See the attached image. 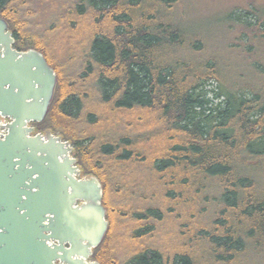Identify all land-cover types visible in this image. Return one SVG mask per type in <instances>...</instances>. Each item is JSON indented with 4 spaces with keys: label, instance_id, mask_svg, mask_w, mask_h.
I'll return each mask as SVG.
<instances>
[{
    "label": "trees",
    "instance_id": "trees-1",
    "mask_svg": "<svg viewBox=\"0 0 264 264\" xmlns=\"http://www.w3.org/2000/svg\"><path fill=\"white\" fill-rule=\"evenodd\" d=\"M196 1L0 0L56 74L33 134L102 186L99 264H264V0H210L214 30Z\"/></svg>",
    "mask_w": 264,
    "mask_h": 264
},
{
    "label": "water",
    "instance_id": "water-1",
    "mask_svg": "<svg viewBox=\"0 0 264 264\" xmlns=\"http://www.w3.org/2000/svg\"><path fill=\"white\" fill-rule=\"evenodd\" d=\"M13 45L0 17V116L9 119L0 124V264H99L91 255L108 229L102 186L79 177L68 141L33 134L56 74L40 51Z\"/></svg>",
    "mask_w": 264,
    "mask_h": 264
},
{
    "label": "rangeland",
    "instance_id": "rangeland-1",
    "mask_svg": "<svg viewBox=\"0 0 264 264\" xmlns=\"http://www.w3.org/2000/svg\"><path fill=\"white\" fill-rule=\"evenodd\" d=\"M194 1H196V0H194ZM232 1L230 0H228V2L227 3H231ZM224 4H226V3H224ZM216 6H217V4H214V3H212L210 0H200V1H196V8L194 9L195 11H196V14H198V12H197V10L200 12L198 15H200V16H203L204 18H206L205 20L207 21V18L209 19V21H207V24H205V25H203L206 29H210V30H214V23L213 22H211V21H214V19L216 18L215 17V14H217V12L219 11H216ZM224 7V6H223ZM222 7V8H223ZM227 7V6H226ZM225 8V7H224ZM193 16H194V18H196L197 19V17L193 14ZM243 17H245V16H243ZM249 19V18H248ZM201 20H203V19H201ZM205 21V22H206ZM215 86H216V84L214 83V82H211V84H209L206 88L208 89V97H210L211 98V96H212V92H211V89L213 90L214 88H215ZM55 92V91H54ZM0 119H2V118H0ZM7 121L8 119L7 118H5V119H3L2 120V122H5V121ZM54 135H57V134H54ZM70 144V143H69ZM71 152H72V149H71ZM71 152H70V156H72V154H71ZM72 157H74V156H72ZM75 158V157H74ZM76 159V158H75ZM78 169H79V167H78ZM80 171V170H79ZM79 177H80V175H79ZM82 177H86V176H82ZM118 233V232H117ZM120 235V234H119ZM121 242H119V244H120ZM124 243V245L122 246V247H124V246H126L127 247V245L125 244V242H123Z\"/></svg>",
    "mask_w": 264,
    "mask_h": 264
},
{
    "label": "flooded vegetation",
    "instance_id": "flooded-vegetation-1",
    "mask_svg": "<svg viewBox=\"0 0 264 264\" xmlns=\"http://www.w3.org/2000/svg\"><path fill=\"white\" fill-rule=\"evenodd\" d=\"M1 118V117H0ZM0 121H1V123H2V119H0ZM6 122H8V120L7 121H5V123ZM4 131V134L6 133V129L5 128H1L0 129V134L2 133ZM53 264H60V263H58V261H55Z\"/></svg>",
    "mask_w": 264,
    "mask_h": 264
},
{
    "label": "built area",
    "instance_id": "built-area-1",
    "mask_svg": "<svg viewBox=\"0 0 264 264\" xmlns=\"http://www.w3.org/2000/svg\"><path fill=\"white\" fill-rule=\"evenodd\" d=\"M0 123H1V121H0ZM2 123H4V122H2ZM0 135L3 136L4 135V131ZM51 242H53V240L48 241V244H51Z\"/></svg>",
    "mask_w": 264,
    "mask_h": 264
}]
</instances>
